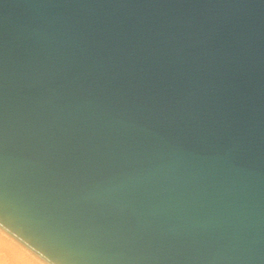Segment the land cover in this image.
I'll return each mask as SVG.
<instances>
[{"label": "water", "instance_id": "water-1", "mask_svg": "<svg viewBox=\"0 0 264 264\" xmlns=\"http://www.w3.org/2000/svg\"><path fill=\"white\" fill-rule=\"evenodd\" d=\"M0 229L47 264H260L264 0H0Z\"/></svg>", "mask_w": 264, "mask_h": 264}, {"label": "bare ground", "instance_id": "bare-ground-1", "mask_svg": "<svg viewBox=\"0 0 264 264\" xmlns=\"http://www.w3.org/2000/svg\"><path fill=\"white\" fill-rule=\"evenodd\" d=\"M0 264H47L0 229ZM8 251H7V250Z\"/></svg>", "mask_w": 264, "mask_h": 264}, {"label": "rangeland", "instance_id": "rangeland-1", "mask_svg": "<svg viewBox=\"0 0 264 264\" xmlns=\"http://www.w3.org/2000/svg\"><path fill=\"white\" fill-rule=\"evenodd\" d=\"M3 247H4V245H1V243H0V248L2 249V251L0 250L1 252H3V250H4ZM6 250H7V249H6ZM4 251H5V250H4ZM7 251H8V250H7ZM5 252H6V251H5Z\"/></svg>", "mask_w": 264, "mask_h": 264}, {"label": "snow or ice", "instance_id": "snow-or-ice-1", "mask_svg": "<svg viewBox=\"0 0 264 264\" xmlns=\"http://www.w3.org/2000/svg\"><path fill=\"white\" fill-rule=\"evenodd\" d=\"M260 264H264V258L260 260Z\"/></svg>", "mask_w": 264, "mask_h": 264}]
</instances>
